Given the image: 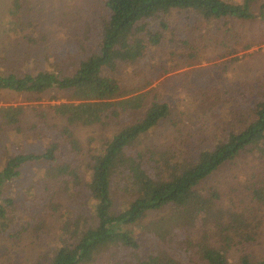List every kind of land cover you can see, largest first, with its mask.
Here are the masks:
<instances>
[{
    "label": "rangeland",
    "instance_id": "1",
    "mask_svg": "<svg viewBox=\"0 0 264 264\" xmlns=\"http://www.w3.org/2000/svg\"><path fill=\"white\" fill-rule=\"evenodd\" d=\"M106 15L104 0H0V72L55 70L70 60L86 58L97 51L98 26ZM200 19L191 12L173 10L164 42L152 46L142 61L121 71L128 88L149 92V97L155 95L169 103L170 115L148 137L149 142H144L157 152L170 153L185 146L191 150L214 147L223 141V133L230 126L243 129L254 119L253 106L264 95V21ZM66 93L49 90L27 95L0 90V106H24L19 132L0 118V167L8 151L39 150L57 138L62 144L58 162H71L82 182L88 177L90 146L106 138L110 128L106 122L67 123L54 114L49 105L64 101ZM53 96L57 101H51ZM66 128L70 136H64ZM40 132L43 134L38 137ZM71 138L78 142L75 153H70L67 145ZM259 152L260 148L249 146L234 163L224 164L203 182L209 189L204 195L212 205L229 206L227 210L239 215L231 232V216L225 214L224 223L222 216L217 224L213 218L195 213L194 208L184 212L194 218L191 225L197 241L220 249L229 264L237 261L242 249L255 258L264 256V200L252 201L245 195V177L253 169L257 170L254 177H264V163L258 158L263 154ZM42 170V165H24L19 178L7 188L17 201L31 203L28 211L32 216L35 211L45 220L41 236L23 233L19 239H10L0 235V264H48L51 250L59 244L63 222L70 218L80 220L81 226L91 223V202L67 175L44 179L49 196L41 199L44 194L38 180ZM113 191L121 204H116V209L121 210L130 195L116 187ZM19 212L27 211L20 208ZM165 214V210L155 211L131 227L145 252L150 250V235L157 231L155 222ZM24 217L30 219L29 214ZM18 221L19 217L12 221L14 229L19 227ZM223 230L243 244H230L227 251ZM100 250L88 264H118L111 256L114 249ZM181 264L206 263L195 255Z\"/></svg>",
    "mask_w": 264,
    "mask_h": 264
},
{
    "label": "trees",
    "instance_id": "2",
    "mask_svg": "<svg viewBox=\"0 0 264 264\" xmlns=\"http://www.w3.org/2000/svg\"><path fill=\"white\" fill-rule=\"evenodd\" d=\"M104 6L107 15L98 26L97 51L86 58L70 60L55 70L0 72V90L27 95L49 90L67 92L64 101L49 105L54 114L67 123L106 122L110 128L106 138L90 146L88 177L83 182L71 162H58L62 144L57 138L39 150L8 151L0 167V235L10 239H19L23 233L41 236L45 220L35 211L33 217L28 211L31 203L17 201L7 190L24 165L35 164L43 166V176L38 180L42 200L49 196L44 179L67 175L91 202V223L81 226L80 220L70 218L63 222L59 244L51 250L48 264H88L104 248L114 249L111 256L118 264H181L195 255L206 264H229L220 249L197 241L191 225L194 218L184 212L194 208L195 213L213 218L217 224L222 216L224 223L225 214L231 216L228 232L239 222V215L227 210L229 206L212 205L213 201L204 195L209 189L203 182L224 164L234 163L249 146L262 150L258 158L264 163V149L260 147L264 146V95L253 106L254 119L243 129L230 126L223 133V141L214 147L196 146L191 150L185 146L170 153L157 152L144 142H149L148 137L170 115L169 103L155 95L149 97V92L128 88L121 71L142 61L152 46L164 42L173 10L191 12L204 21H264V0H104ZM51 101H57V97ZM23 113L22 104L0 106L3 124L13 126L17 132ZM63 134L70 136L67 128ZM67 145L70 153L78 150L73 138ZM256 174L253 169L245 177V195L252 201H263L264 177H254ZM114 187L130 195L121 210L116 209V204H121L113 194ZM20 208L27 212L20 213ZM159 210L166 214L155 222L157 231L150 235V250L145 252L131 227ZM18 217L19 227L14 229L11 223ZM226 235L223 230L227 251L230 244H243ZM234 264H264V256L255 258L242 249Z\"/></svg>",
    "mask_w": 264,
    "mask_h": 264
}]
</instances>
